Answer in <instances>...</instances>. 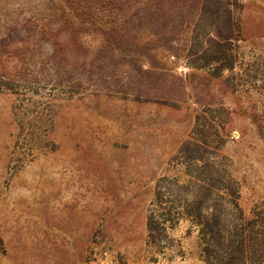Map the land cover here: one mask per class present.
Returning a JSON list of instances; mask_svg holds the SVG:
<instances>
[{
	"label": "rangeland",
	"instance_id": "374dc122",
	"mask_svg": "<svg viewBox=\"0 0 264 264\" xmlns=\"http://www.w3.org/2000/svg\"><path fill=\"white\" fill-rule=\"evenodd\" d=\"M0 264H264V0H0Z\"/></svg>",
	"mask_w": 264,
	"mask_h": 264
}]
</instances>
